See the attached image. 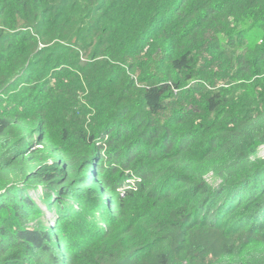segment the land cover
<instances>
[{
	"label": "trees",
	"instance_id": "16d2710c",
	"mask_svg": "<svg viewBox=\"0 0 264 264\" xmlns=\"http://www.w3.org/2000/svg\"><path fill=\"white\" fill-rule=\"evenodd\" d=\"M262 144L264 0H0V264H264Z\"/></svg>",
	"mask_w": 264,
	"mask_h": 264
},
{
	"label": "rangeland",
	"instance_id": "374dc122",
	"mask_svg": "<svg viewBox=\"0 0 264 264\" xmlns=\"http://www.w3.org/2000/svg\"><path fill=\"white\" fill-rule=\"evenodd\" d=\"M244 28L246 29V32L248 33L247 43L253 44V43L257 42L262 37V32H261V30H259L260 29L259 27H255V29H253V30L249 29L247 26H245ZM236 83H240V81H236ZM258 156L261 158H264V144L259 146ZM93 175L94 174H92V176ZM96 188H98V186ZM31 194L36 196V194H34V193H31ZM40 204L43 207L42 211H44V213L41 215L40 219L32 218V220L28 224V226L29 227H36L37 225H39L41 230H44L45 228H43V227L44 226L46 227V225L49 223L48 218H54L55 214L53 213V211L52 212L48 211L47 206L43 202H40Z\"/></svg>",
	"mask_w": 264,
	"mask_h": 264
}]
</instances>
